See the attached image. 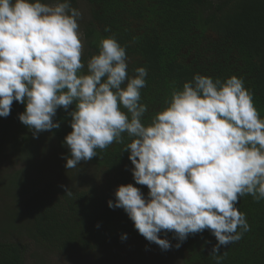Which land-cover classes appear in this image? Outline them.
Instances as JSON below:
<instances>
[{
	"label": "clouds",
	"instance_id": "1",
	"mask_svg": "<svg viewBox=\"0 0 264 264\" xmlns=\"http://www.w3.org/2000/svg\"><path fill=\"white\" fill-rule=\"evenodd\" d=\"M81 18L70 0H0V118L11 114L14 101L24 104L18 119L38 138L60 128L54 118L65 110L72 128L64 138L66 169L124 143L126 133L130 171L148 193L120 185L108 207L123 209L138 233L163 251L207 229L217 241L210 254L222 264L220 248L251 230L236 207L239 199L264 200V118L254 94L242 77L195 74L145 125L147 69L129 76L126 47L110 36L101 39L85 73ZM65 193L72 195L67 187ZM168 232L175 245L161 238Z\"/></svg>",
	"mask_w": 264,
	"mask_h": 264
},
{
	"label": "trees",
	"instance_id": "2",
	"mask_svg": "<svg viewBox=\"0 0 264 264\" xmlns=\"http://www.w3.org/2000/svg\"><path fill=\"white\" fill-rule=\"evenodd\" d=\"M84 1L89 8L82 25L84 71L87 61L99 53L101 39L114 36L126 47L129 76H134L138 67L147 69L146 86L141 90V103L148 106L142 120L145 125L166 107L173 89H182L195 74L221 81L233 75L242 77L264 118V0ZM70 2L78 7L79 0ZM24 110V104L14 101L11 114L0 118V151L27 161L9 173L7 188L13 206L8 205L9 218L0 228V264H26L27 245L21 238L13 239L21 233L28 234L38 247L71 255L89 254L125 233L127 237L140 236L124 210L109 208L107 203L115 199L120 185L132 183L145 196L148 193L147 186L135 184L130 171L129 153L123 151L130 142L127 134H123L124 143L97 149V157L81 162L80 167L90 166L91 173L80 169L70 184L53 188L37 179L35 171L41 163L35 167L28 159L46 139L68 156L64 138L72 131L71 117L58 109L54 120L60 122V128L33 138L32 131L18 119ZM66 187L71 196L65 193ZM236 207L246 214L251 230L239 241L220 248L221 254L226 253L222 264H264V200L256 202L249 194L241 197ZM166 237L177 243L172 232ZM216 243L206 229L189 235L178 250L185 264H216L210 254Z\"/></svg>",
	"mask_w": 264,
	"mask_h": 264
},
{
	"label": "rangeland",
	"instance_id": "3",
	"mask_svg": "<svg viewBox=\"0 0 264 264\" xmlns=\"http://www.w3.org/2000/svg\"><path fill=\"white\" fill-rule=\"evenodd\" d=\"M46 3H55L49 0ZM82 18L79 20L80 32L84 19L89 17L88 4L84 0H79L78 7ZM83 35V33H82ZM65 155L62 150L50 139L42 141L41 148L37 149L34 157L29 156L28 161L34 166L40 162L35 171L39 182H44L47 186L59 188L64 183H69L74 178H78L80 169L91 173L92 168L88 165L80 167L79 164L74 169H66ZM19 155H8L7 151H0V228L3 222L9 218L8 205L13 206L12 197L8 191L9 173L21 169L27 161H22ZM38 165H35V167ZM40 184L42 187H47ZM21 238L27 245L26 264H185L180 252L174 246L167 251L160 249L155 243L148 242L142 235L137 237H127L126 240H116L104 245L95 247L91 253L86 255L53 253L41 246L35 245L28 238V234L21 233L13 239ZM161 238H167L161 234ZM18 240V239H17ZM172 245H175L170 239Z\"/></svg>",
	"mask_w": 264,
	"mask_h": 264
},
{
	"label": "bare ground",
	"instance_id": "4",
	"mask_svg": "<svg viewBox=\"0 0 264 264\" xmlns=\"http://www.w3.org/2000/svg\"><path fill=\"white\" fill-rule=\"evenodd\" d=\"M81 197V196H80Z\"/></svg>",
	"mask_w": 264,
	"mask_h": 264
}]
</instances>
